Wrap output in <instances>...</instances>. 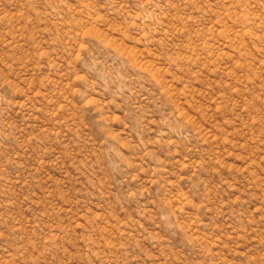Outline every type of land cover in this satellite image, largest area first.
Segmentation results:
<instances>
[{
	"label": "rangeland",
	"instance_id": "1",
	"mask_svg": "<svg viewBox=\"0 0 264 264\" xmlns=\"http://www.w3.org/2000/svg\"><path fill=\"white\" fill-rule=\"evenodd\" d=\"M0 264H264V0H0Z\"/></svg>",
	"mask_w": 264,
	"mask_h": 264
}]
</instances>
